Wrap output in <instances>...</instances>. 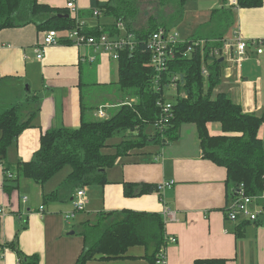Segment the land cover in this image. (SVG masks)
<instances>
[{
	"label": "crops",
	"instance_id": "1",
	"mask_svg": "<svg viewBox=\"0 0 264 264\" xmlns=\"http://www.w3.org/2000/svg\"><path fill=\"white\" fill-rule=\"evenodd\" d=\"M68 1L38 0L62 9H67ZM75 2L79 20L89 29L114 23L112 17L102 12L93 13L92 0ZM224 6H229L227 0H185L183 14L173 19L172 27L179 31L178 24L192 26L191 33L179 31L185 39L206 36L213 27L212 12ZM187 14L195 18L194 24H190ZM71 15L74 16L72 12ZM47 32V28L36 23L0 30L3 77L0 94L4 100L0 111L21 104L23 119L37 112L33 125L24 129L8 149L6 163L14 173L18 161H30L40 149L44 131L79 127L83 117L99 118L102 107L109 115L122 98L118 87L119 63L101 49L60 43L44 46V54L38 58L37 48L42 46ZM236 33L248 41L264 39V4L233 10V22L225 38L232 39ZM224 60L222 81L215 94L225 92L245 112L261 114L264 73L253 72L249 63L264 69V52L257 54L251 47L249 58L241 66L233 57ZM85 88L90 91L86 92ZM83 107H86L84 116ZM208 128L212 135L223 134L219 122L209 123ZM259 138L264 143V124L259 129ZM114 140L112 144L120 139ZM106 150L115 151L112 147ZM68 174L57 180L55 175L42 185L22 177L18 188L8 193L4 189V165L0 161V264H19L17 253L6 245L15 240L18 230L19 248L27 254H39L40 264H75L85 248V229L92 228L94 241L99 235L93 226L101 213L128 210L159 214L165 239L171 235L177 237V242L166 239L161 248L166 252L167 264H194L204 259L226 260V264H264V223L227 218L225 209L234 187L227 183V169L203 156L193 123L183 124L176 141L166 145L150 143L119 157L108 170L109 182L105 185L80 187L86 192L87 202L71 219L65 215L73 210L79 187L43 203V196L59 190ZM171 180L175 183L162 191L157 189L132 197L124 194L126 182L137 183L138 191L145 183L158 186ZM165 207L173 214L164 215ZM154 251L153 244L136 243L127 248L125 257L103 259L104 255L98 254L89 264H151L148 255Z\"/></svg>",
	"mask_w": 264,
	"mask_h": 264
},
{
	"label": "trees",
	"instance_id": "2",
	"mask_svg": "<svg viewBox=\"0 0 264 264\" xmlns=\"http://www.w3.org/2000/svg\"><path fill=\"white\" fill-rule=\"evenodd\" d=\"M237 1V6H224L212 12L210 24L218 22L225 26L223 31L212 28L209 34L200 37L210 41L208 47L224 44L225 32L232 25L235 8H254L264 4V0ZM159 2L163 7L180 4V7L177 5L180 15L185 0ZM137 3L138 0H92L94 10L98 9L115 21L108 27L91 29L84 23L85 32L94 36L103 33L117 34L116 21L123 19L129 31L135 34L137 40L142 41L160 27H172L167 21H160L155 16L150 17L147 24L136 26L139 11ZM78 20L77 15H71L68 7L55 8L41 4L38 0H0V30L36 23L48 30L63 31L76 27ZM221 58L214 57L208 62L207 54L203 55L197 50L189 57L177 56L169 62L166 71L159 74L151 66V55L144 42L132 51L129 48L121 50L117 61L118 87L122 98L117 106L110 109L108 117H83L79 127H54L44 131L40 149L30 161H18L15 173L6 163L8 149L17 142L24 129L33 125L37 112L23 119L21 104L0 111V161L4 165L5 191L10 193L18 188L22 177L45 184L67 165L71 170L63 185L59 190L45 194L43 203L77 187L105 185L109 182L107 172L119 157L143 149L150 143L166 145L176 141L183 124L193 123L196 125L203 156L227 169L228 185L235 188L243 184L247 194H264V143L259 138V129L264 124V111L261 114L245 112L227 93L215 94L224 72L225 60L221 61ZM205 62H208L210 71L207 78L202 74ZM174 77L178 79L177 85L171 87ZM2 79L0 74V83ZM168 90H174V94L168 96ZM128 97L134 101H127ZM166 99L172 101V116L163 128H159L156 125L163 112L159 101ZM85 109L86 107L82 108L83 116ZM212 122L221 124L223 134L210 133L208 124ZM117 137L120 140L112 144L111 140ZM110 147L115 151L104 152ZM9 172L14 175L9 176ZM124 185L127 197L158 189L157 184L145 183L138 191L137 183L126 182ZM261 204L264 209V200ZM99 216L98 222L93 226L99 236L93 241L92 228L85 229V248L75 264H89L98 254L104 255L103 259L125 257L127 248L136 243L155 246V251L148 255V259L151 264H156L166 241L164 223L159 214L128 210L101 213ZM248 222L251 221L244 223ZM255 222L264 223V214ZM19 233L20 230L17 231L15 240L6 245L17 253L19 264H40L39 254H27L19 248ZM194 264H226V260L204 259L196 260Z\"/></svg>",
	"mask_w": 264,
	"mask_h": 264
},
{
	"label": "built area",
	"instance_id": "3",
	"mask_svg": "<svg viewBox=\"0 0 264 264\" xmlns=\"http://www.w3.org/2000/svg\"><path fill=\"white\" fill-rule=\"evenodd\" d=\"M228 5L237 6V0H227ZM67 7L74 15H77V4L75 0H69ZM100 12L98 9L94 10V14L98 15ZM84 22L78 20L76 27L59 31L57 29L48 30L43 39L41 47L37 48V57L42 58L44 46L55 45L60 43H71L76 46L89 45L97 49H101L103 52L108 53L114 60H118L120 51L126 48L134 50L141 42L146 44V49L151 55V66L160 74L168 68V64L171 60L177 56L189 57L194 51L200 50L202 54H207L208 62L214 57H233L236 62L241 66V63L249 58L250 48L253 47L257 54L264 52V39L246 40L241 37L239 33H236L232 39H224L222 46L207 45L210 41L206 39H185L182 38L180 32L174 27H160L157 31L150 34L145 40H137L133 32L129 31L126 22L123 19L116 21V28L118 33L111 35L109 33H103L100 36L89 35L85 32ZM0 43V47H1ZM208 62L203 63L202 74L207 78L210 74L208 69ZM177 77L173 78L171 87H176ZM159 106L163 110L162 115L157 123V127L163 128L164 124L172 116V101L166 99L165 101H159ZM99 118H107L108 114L104 107L99 109ZM12 172H9V176H13ZM175 183L174 180L169 182L163 181L158 185V190L162 191L166 187ZM27 200V196L24 197ZM264 200V194L250 195L247 194L243 184L233 188L231 197L226 206L227 218L233 221L247 220L255 222L263 214L264 209L261 201ZM87 202L86 192L84 188H80L77 191L76 196L73 199L74 209L72 212L65 215L66 219H71L75 214L85 208ZM42 208V206H41ZM173 212L165 207L164 215H172ZM168 241L177 242L176 236L166 237ZM2 257V253H0ZM156 264H167V255L164 249H161L158 255Z\"/></svg>",
	"mask_w": 264,
	"mask_h": 264
},
{
	"label": "rangeland",
	"instance_id": "4",
	"mask_svg": "<svg viewBox=\"0 0 264 264\" xmlns=\"http://www.w3.org/2000/svg\"><path fill=\"white\" fill-rule=\"evenodd\" d=\"M179 1V0H178ZM177 5L178 4H169L167 7H163V5L160 4L159 0H138L137 6H138V15L136 17V23L137 25H142V24H147L150 17L155 16L157 17L160 21H167L169 23L170 26H172V22L173 21V17H174V13L177 11ZM181 5L179 4L178 7H180ZM189 6V4L187 5ZM188 8V7H187ZM189 9H187L188 11ZM183 14V10L181 11V15ZM177 15H179L178 11H177ZM176 15V16H177ZM187 17H190V24H194V19L193 17L189 16L188 14L186 15ZM189 23V21L187 22ZM212 28H215L216 30H220L222 29L225 25L224 24H218L214 23L212 24ZM178 29L179 31H185V33H191L192 31V26H188L187 24H178ZM250 68L253 67V72H259L260 70H263L264 73V69L262 67H257L256 65H254L253 63H249ZM118 88V87H117ZM86 92H89L90 90L85 88ZM0 92H2V90H0ZM121 91H119V94L121 95ZM174 94V90H168L167 91V95L168 96H172ZM1 94H0V105L3 104L4 100L1 99ZM169 98V97H168ZM172 98V97H171ZM127 101H134L133 98H126ZM1 107V106H0ZM1 109V108H0ZM264 110H262L263 112ZM115 140H118L119 138H114ZM114 140V141H115ZM113 150H104V152L106 153H112ZM71 170L70 166L67 165L65 167H63L58 174L55 176V180H57L58 178H60L61 176L63 177L64 174L69 173ZM73 209H74V205H73ZM73 211V210H72ZM71 211V212H72ZM80 212V211H79Z\"/></svg>",
	"mask_w": 264,
	"mask_h": 264
},
{
	"label": "water",
	"instance_id": "5",
	"mask_svg": "<svg viewBox=\"0 0 264 264\" xmlns=\"http://www.w3.org/2000/svg\"><path fill=\"white\" fill-rule=\"evenodd\" d=\"M66 16H67V15H66ZM222 60H224V58H223V57L221 58V61H222Z\"/></svg>",
	"mask_w": 264,
	"mask_h": 264
}]
</instances>
